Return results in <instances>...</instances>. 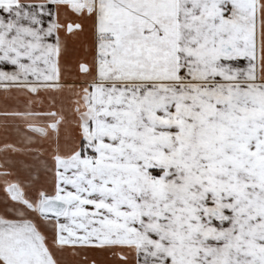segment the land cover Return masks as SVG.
Instances as JSON below:
<instances>
[{
    "label": "snow or ice",
    "instance_id": "6c2138e0",
    "mask_svg": "<svg viewBox=\"0 0 264 264\" xmlns=\"http://www.w3.org/2000/svg\"><path fill=\"white\" fill-rule=\"evenodd\" d=\"M0 100V264H264V0H0Z\"/></svg>",
    "mask_w": 264,
    "mask_h": 264
},
{
    "label": "crops",
    "instance_id": "0c3cea01",
    "mask_svg": "<svg viewBox=\"0 0 264 264\" xmlns=\"http://www.w3.org/2000/svg\"><path fill=\"white\" fill-rule=\"evenodd\" d=\"M85 53H84V49L82 47H80L79 45L77 46V51L76 53H74L71 57V59L73 60V62L79 58L80 56H83ZM19 105H16V104H11L10 107H18ZM0 111H3V103H2V100H0ZM2 119V118H0ZM5 139H6V134L4 132V129H3V126L2 124H0V144L4 143L5 142ZM18 137L15 133L14 130L10 131L8 134H7V141L8 142H14L15 140H17Z\"/></svg>",
    "mask_w": 264,
    "mask_h": 264
}]
</instances>
